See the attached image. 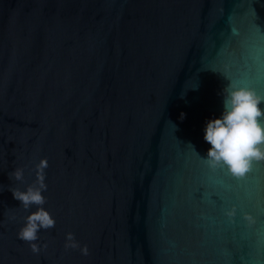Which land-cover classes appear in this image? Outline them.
Returning <instances> with one entry per match:
<instances>
[{
  "label": "water",
  "instance_id": "95a60500",
  "mask_svg": "<svg viewBox=\"0 0 264 264\" xmlns=\"http://www.w3.org/2000/svg\"><path fill=\"white\" fill-rule=\"evenodd\" d=\"M225 76L264 93V0H0V264H264V162L196 155ZM43 158L34 253L10 188Z\"/></svg>",
  "mask_w": 264,
  "mask_h": 264
},
{
  "label": "clouds",
  "instance_id": "9594fccd",
  "mask_svg": "<svg viewBox=\"0 0 264 264\" xmlns=\"http://www.w3.org/2000/svg\"><path fill=\"white\" fill-rule=\"evenodd\" d=\"M226 78L230 83L223 90L222 116L209 120L205 129L204 140L211 147L206 157L195 153L212 171L226 169L231 176L243 179L252 170L254 163L264 162V93ZM185 115L181 113L180 118L184 119ZM47 167V158L41 159L36 165L37 179L33 184L28 185L26 190L10 188L14 198L21 202L26 211L33 205L37 206V210L26 216L24 226L17 233L18 239L29 243L34 253L40 252V245L36 242L40 230L54 228L56 223L55 218L43 207L46 203L43 193L48 187L45 182ZM9 177L22 181L24 169L15 168ZM226 215L229 218L235 217L236 207L227 210ZM245 219L250 223L255 222L249 214H245ZM66 241V248L80 247L73 233L67 234ZM81 252L88 255L87 246Z\"/></svg>",
  "mask_w": 264,
  "mask_h": 264
}]
</instances>
